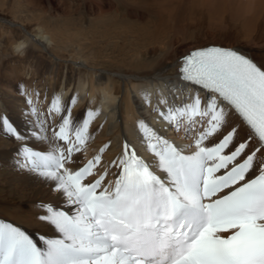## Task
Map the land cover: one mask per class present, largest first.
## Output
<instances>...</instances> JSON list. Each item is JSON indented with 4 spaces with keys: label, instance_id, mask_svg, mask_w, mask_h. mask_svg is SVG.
<instances>
[{
    "label": "snow or ice",
    "instance_id": "obj_1",
    "mask_svg": "<svg viewBox=\"0 0 264 264\" xmlns=\"http://www.w3.org/2000/svg\"><path fill=\"white\" fill-rule=\"evenodd\" d=\"M178 72L204 97L195 93L180 105L161 97L163 107L153 111L169 127H183L186 136L206 121L203 129L192 144L179 146L138 120L151 158L125 142L110 161L117 172L108 184V169L95 175L107 144L82 166H71L90 139L98 110L75 121L76 97L65 104L55 95L46 117L29 96L27 112L34 120L26 114L32 125L27 134L0 113V131L48 145L38 150L22 144L16 163L49 183L68 206L37 204L45 210L38 220L58 234L37 233L39 243L22 227L0 220V264H264V68L239 50L209 46L183 55ZM226 107L251 130L248 140L236 143V128L223 132ZM52 113L60 122L49 137ZM253 136L258 146L246 153Z\"/></svg>",
    "mask_w": 264,
    "mask_h": 264
},
{
    "label": "bare ground",
    "instance_id": "obj_2",
    "mask_svg": "<svg viewBox=\"0 0 264 264\" xmlns=\"http://www.w3.org/2000/svg\"><path fill=\"white\" fill-rule=\"evenodd\" d=\"M24 1L0 0V113L27 134L32 125L26 122V114L27 121L34 120L27 112L29 96L46 117L55 95L65 104L76 97L71 104L75 121H81L90 109L98 110L89 124L90 139L80 153H74L76 163L71 166L74 169L82 166L91 153L97 155L107 144L95 174L108 169L105 184L115 179L117 169L109 164L121 155L125 142L141 156L151 158L141 143L138 120H145L179 146L192 144L196 130L203 129L206 121L200 122L192 130L195 134L186 139L183 127L178 130L169 127L153 111L154 107H163L158 104L161 97L177 105L190 102L195 93L204 97L194 85L179 80L178 67L183 55L207 46L236 48L264 68V17L258 22V17L264 14L262 4L252 12L250 8L228 10L223 4L210 5L206 8L208 19L198 18L194 31L190 29L192 12L185 14L186 10L182 15L179 0H118L116 4L110 0H81L80 7L90 17L62 8L69 18L64 24L40 9L36 0H27L26 4ZM226 9L232 22L242 23L241 29L231 27L226 31L221 40L224 43L200 44L203 40H216L208 33L223 31L210 20L226 13ZM226 112L223 132L236 128L235 142L248 140L252 134L244 123L227 107ZM59 122L55 113L47 118L49 137L54 130L52 126ZM219 138L206 143L210 145ZM25 143L38 150L48 147L32 139L16 140L0 131V220L22 227L39 243L37 233L49 237L58 234L38 220L45 210L37 204L68 206L49 183L18 167L16 161L22 160L19 149ZM249 144L246 153L258 146L254 137ZM192 150L184 147L185 152Z\"/></svg>",
    "mask_w": 264,
    "mask_h": 264
},
{
    "label": "rangeland",
    "instance_id": "obj_3",
    "mask_svg": "<svg viewBox=\"0 0 264 264\" xmlns=\"http://www.w3.org/2000/svg\"><path fill=\"white\" fill-rule=\"evenodd\" d=\"M36 1H37L38 6H39L40 9L45 10L46 13H50V15L53 18H55L56 21H59V22H61L63 24L69 18H67L65 16V14L62 11V8L66 9V10L71 8L73 11H75L76 14L88 15V17H90V15L87 12V10L83 9L82 6L80 7L81 0H36ZM110 1L112 3H114V4H116V2L118 0H110ZM178 2H180V5H181V7L179 6L180 7L179 10H181V11L183 10L182 11V15L189 14V12H192L194 20L192 19L193 22L191 21L190 29L194 30V31H195L194 26L196 25V23L198 21L197 20L198 18H199V20L200 19L202 20V17H203V19H205V18L208 19L207 18V13H206L207 12L206 8L208 6H210V5L211 6H213V5L218 6V5H222L223 4L224 6L225 5L227 6V7L226 6L225 7L228 10L229 9L245 10L246 8H250V10H251L250 12H252V10L254 8L258 7V5L259 6H261V4L264 5V0H179ZM23 3L26 4L27 0L24 1ZM60 3H64V5L60 6L59 5ZM178 5H179V3H178ZM242 8H244V9H242ZM227 9H226V13L224 12L220 16L218 15V16H216V18H213V20L212 19L210 20L215 26L221 28L223 31L218 33L219 35L217 33H215V31H212V32L208 33V34L213 35L214 37H216L215 38L216 40H212V39L203 40L202 43H200V44H205L206 41H219L221 43H224L221 40L224 39L226 31H228L231 27L238 28V30L241 29L240 25L242 23L241 22L238 23L239 20H237L235 23L232 22L229 19L230 15L228 14L229 12L227 11ZM186 10H187L188 13L186 12ZM183 12L184 13L186 12V13L184 14ZM263 15L261 14L258 17V22H259V19L260 20L263 19V17H264ZM203 21H206V20H203ZM232 24H234V25H232ZM261 42H263V39L260 40V43ZM252 45L256 46L254 44H252ZM24 46L25 45H23V47ZM257 46H258V44H257ZM102 97H103V95H102ZM103 99L106 100L107 98L105 97ZM105 100H103V101L105 102ZM201 124H202V122H201ZM201 124L199 125V128H200ZM189 137H190V134H188V136H186L185 138L188 139Z\"/></svg>",
    "mask_w": 264,
    "mask_h": 264
}]
</instances>
